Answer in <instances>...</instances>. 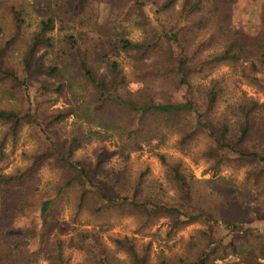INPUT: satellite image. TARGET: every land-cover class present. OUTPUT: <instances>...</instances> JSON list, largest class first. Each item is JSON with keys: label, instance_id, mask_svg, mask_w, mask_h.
Listing matches in <instances>:
<instances>
[{"label": "trees", "instance_id": "trees-1", "mask_svg": "<svg viewBox=\"0 0 264 264\" xmlns=\"http://www.w3.org/2000/svg\"><path fill=\"white\" fill-rule=\"evenodd\" d=\"M86 1H57L26 45L20 68H15L7 58L25 35V9L13 0H0V95L21 102V108H0V264H38L41 260L73 264L65 254L67 242L61 236L83 213L98 220L135 216L140 232L162 218L169 221V235L196 223L211 224V228L224 232L194 259L164 260L159 264H216L229 257L237 259L234 264H264V231L225 217L231 214V198L238 192L229 179L221 177L216 181L225 200L214 214L195 206L193 186L181 164H170L163 154L158 156L169 168L167 179L177 194L173 202L145 196L139 181L134 187L126 186L125 181L115 185L106 181L104 173L109 171L102 164L100 150L96 149L99 156L93 162L76 159L79 145L93 136L97 141L110 139L109 131H119L117 153L125 159L134 153L155 152L163 144L165 132L178 135L177 148L183 154L189 153L195 139L206 136L208 146L202 155L214 169L231 162L249 164L247 180L264 191V102L244 98L228 109V116L218 117L227 89L225 81L206 82L220 66L231 65L240 74L238 80L264 93V1L255 0V8L240 12L245 17L233 27L226 0H182L180 29H166L155 17L157 12H150L148 6L138 2L133 4L135 23L144 31L139 41L129 39L115 27L89 23ZM178 1L166 0L158 12L173 9ZM87 27L91 38L84 37ZM186 28L204 31L196 47H189V53L180 36ZM56 30L64 33L58 42L51 35ZM218 46L220 50L208 52ZM50 53L55 58L53 64L47 65L45 59ZM121 58L129 59L133 65L131 76L124 72ZM36 84L39 99L55 94L67 106L57 114H43L41 104L36 106L32 96ZM133 85L138 89L133 90ZM182 88L187 97L178 103L171 92ZM71 116L85 118L100 130H81L67 148L61 149L49 127ZM26 125L36 130L44 150L30 156L31 162L25 168L6 174L10 166L6 146L17 142ZM48 159H53L66 177L52 192H43L34 173ZM112 176L120 179L119 175ZM144 176L141 174L139 179ZM69 193L73 194V204L68 223L59 218L63 198ZM28 216L33 219L21 228L26 240H12L10 229ZM110 228L101 224L99 232ZM99 232L87 231L71 239V245L88 254L80 264H125L104 247ZM84 237L93 240L88 248L83 244ZM249 237L257 244L247 245ZM115 245L129 264H150L151 243L138 246L134 238H125L117 239Z\"/></svg>", "mask_w": 264, "mask_h": 264}, {"label": "rangeland", "instance_id": "rangeland-1", "mask_svg": "<svg viewBox=\"0 0 264 264\" xmlns=\"http://www.w3.org/2000/svg\"><path fill=\"white\" fill-rule=\"evenodd\" d=\"M13 1L18 6L23 5L25 9L26 28L23 40H21L15 50L10 53L7 61L10 66L20 68L21 58L26 49V45L38 30L39 23L41 19H43L44 14L50 8L54 7L57 1L61 2V0ZM165 1L166 0H87L86 10L89 14V23H98L104 28L115 27L120 32L124 31L129 39L139 41L144 37V31L143 28L138 27L135 23L137 15L133 4L138 2L148 6L150 12L155 14L157 12L158 14H156L155 17L159 19V22L166 29H180L182 27L183 22H181L180 18L182 0H179L173 9L166 12H158ZM254 1L255 0H226L225 5L229 11V17L234 20L233 27H237L238 23L245 17V14H240V12H245L257 6L255 3L256 1ZM128 13L129 15L126 17ZM51 35L55 38V41L58 42L63 38L64 33L56 30ZM180 36L184 42V46L188 48L189 53V47H196L200 39L203 38L204 31L197 29L192 31L186 28L184 31H181ZM84 37H92L90 27L86 28ZM6 38L7 36L5 34V39ZM217 50H220L219 46L208 52ZM54 58L55 55L50 53L45 59L46 64H53ZM120 62L124 72L131 76L133 73V65L130 60L121 58ZM239 75L240 74L234 71L233 66L223 65L208 77L206 82L212 79H224L227 87L226 93L218 108V117L223 115L228 116V109L244 98H252L261 103L264 102V93L258 87L242 79L238 80ZM199 79H201V77L196 80V83L200 82ZM38 86L39 85L36 84L34 88H32V96L36 98V106L38 102L41 104L40 111L43 114L47 116L54 115L58 113V110H63V108L67 106L63 98L55 94L39 99V93L36 91ZM132 89L137 90L138 86L133 85ZM171 95L174 100L179 103L186 100L187 91L184 88L173 89ZM0 108H21V102L19 99L0 95ZM90 129L91 131L100 130L94 123L89 124L85 118L78 119L75 116H71L65 119L62 124L51 125L49 127V132L51 136H55L54 138L58 141L56 145L64 149L69 146L74 138L79 136L81 130L88 133ZM118 134L119 131H109L111 138L102 139L104 140L103 142L102 140L97 141L93 139L96 138L95 136L89 140L85 138L84 140H87L84 141L82 145H79L78 151L76 152L77 161L88 160L93 162L99 156V154H96V151L100 150L102 152L98 153H100V159L103 161L102 164L105 166L106 170L109 171L104 173L106 181L114 185L118 181H125L126 186L132 185L133 187L139 181L145 196L159 197L165 202H173L177 199V194L174 185L167 179L169 168L163 164L158 156V154H163L167 157L170 164H181L183 173L192 183L195 206L206 208L208 211L217 214L216 207L225 199L218 192L216 181L224 177L238 187L237 194L234 198H231V214L225 217L235 223L242 222L247 228H258L260 231H264V191L261 186L254 185L247 180L251 165L243 164L239 166L231 162L214 169L211 163L202 155L208 146V138L206 136H200L195 139L191 144L189 153L183 154L177 148L178 135L169 132H165V140L155 152L134 153L131 157L125 159L117 153L119 145ZM43 150L44 145L36 130L29 125L24 126L18 136L17 142L15 144L9 143L6 146L10 166L5 173L10 174L18 169L25 168L31 162L29 157ZM112 174L119 175L120 179L114 178ZM141 174H145V176L139 179ZM34 175L39 181L40 190L43 192H52L54 187L66 177L62 169L55 164L53 159L45 160L39 165ZM122 176L124 180L121 179ZM72 204L73 194L69 193L63 198L59 221L70 222ZM217 217L221 218L222 215H217ZM32 219L33 218L28 216L26 219L18 221L9 231L11 239L26 240V233L22 231L21 228H24ZM101 224H107L111 226V228L108 231L99 232ZM210 226L213 225L196 223L169 235L171 230L170 224L165 218L160 219L152 227L140 232L138 231V220L135 216H113L98 220L90 217L88 213H83L77 219L76 223L71 224L69 232L63 234L61 237L67 242L65 254L71 257L73 264L84 262L88 254L84 249L71 245L70 241L71 239H77L80 233L87 231L93 233H97L98 231V235L104 247L116 253L117 257L125 264H129V260L123 252L117 251L118 248L115 245L117 239L134 238L138 246L151 243L150 264H159L164 260L178 261L181 258H196L198 253L206 247L213 238H217L218 236L222 238V236H224V232L217 228L213 229ZM153 234L157 236L153 238ZM92 241L90 237L83 238V244L87 248ZM246 244L249 246L255 245L257 241L249 237ZM32 246L35 247L36 243H33ZM253 247L254 246H252V248ZM246 248L250 250L251 247ZM96 252L99 253L98 250H96ZM96 255L99 258L102 257L100 254ZM236 260L237 259L234 257H229L226 260H217L216 264H234ZM262 262L264 263V260ZM38 264L49 263L41 260Z\"/></svg>", "mask_w": 264, "mask_h": 264}]
</instances>
